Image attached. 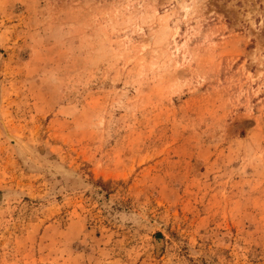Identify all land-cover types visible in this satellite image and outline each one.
Listing matches in <instances>:
<instances>
[{
	"label": "rangeland",
	"instance_id": "374dc122",
	"mask_svg": "<svg viewBox=\"0 0 264 264\" xmlns=\"http://www.w3.org/2000/svg\"><path fill=\"white\" fill-rule=\"evenodd\" d=\"M0 264H264V0H0Z\"/></svg>",
	"mask_w": 264,
	"mask_h": 264
}]
</instances>
